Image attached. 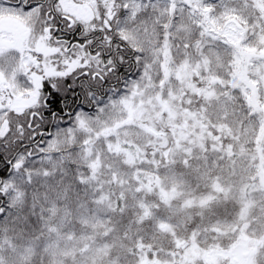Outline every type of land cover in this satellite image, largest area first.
Masks as SVG:
<instances>
[{"label":"snow or ice","instance_id":"obj_1","mask_svg":"<svg viewBox=\"0 0 264 264\" xmlns=\"http://www.w3.org/2000/svg\"><path fill=\"white\" fill-rule=\"evenodd\" d=\"M0 264H264V0H0Z\"/></svg>","mask_w":264,"mask_h":264}]
</instances>
